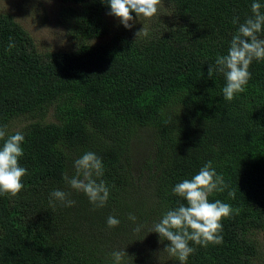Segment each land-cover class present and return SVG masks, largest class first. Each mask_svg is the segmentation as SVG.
Instances as JSON below:
<instances>
[{"label": "trees", "instance_id": "trees-1", "mask_svg": "<svg viewBox=\"0 0 264 264\" xmlns=\"http://www.w3.org/2000/svg\"><path fill=\"white\" fill-rule=\"evenodd\" d=\"M60 1L79 41L70 50H39L0 12V126L24 132L19 163L28 170L19 194L0 195V264H111L123 249L124 264H178L150 231L184 203L172 186L208 161L227 185L208 199L231 205L232 215L221 221L223 242L193 245L188 264H264L254 237L264 234V61L252 62L231 101L223 75L208 71L253 0H160L167 14L138 16L132 29L108 15L106 0ZM20 118L26 123L12 129ZM86 151L104 163L102 208L64 180ZM55 189L75 205L50 203ZM110 215L121 221L115 228L106 226Z\"/></svg>", "mask_w": 264, "mask_h": 264}, {"label": "clouds", "instance_id": "clouds-1", "mask_svg": "<svg viewBox=\"0 0 264 264\" xmlns=\"http://www.w3.org/2000/svg\"><path fill=\"white\" fill-rule=\"evenodd\" d=\"M106 3L108 15L117 18L125 29H132L138 16L151 18L157 14L160 0H106ZM262 6L264 0H253L251 16L243 23L239 22L238 17L233 18L232 23L238 27L231 37L227 53L218 55L214 66L208 69L209 73L214 70L223 75L225 83L221 91L227 101L245 91L252 76L249 71L252 62L264 61V38L260 35L264 33ZM143 35H148L146 29ZM0 141H3L0 143V195L16 196L24 187L22 178L28 171L19 163L24 155L25 134L16 131L9 135L5 126H0ZM73 167L75 175L64 176L67 184L73 190L82 192L95 208L104 207L110 197V189L100 179L104 174L102 158L93 151H86L73 161ZM225 187L227 185L223 177L216 172L211 161L202 165L190 179H182L172 186L171 193L184 203L164 212L150 232L158 234L160 241L169 242L165 249L178 264H188L189 257L196 251L193 245L207 247L223 242L221 221L232 215V208L220 200L209 201L208 197L214 191H223ZM54 202L64 207H72L76 203L69 198V193L60 189L50 193V203ZM128 219L136 221L135 215L131 213ZM120 222L118 217L110 215L106 219V226L115 228ZM141 229L142 226L137 225L135 231L140 232ZM126 255L124 249L113 251L110 254L111 264H124Z\"/></svg>", "mask_w": 264, "mask_h": 264}, {"label": "rangeland", "instance_id": "rangeland-1", "mask_svg": "<svg viewBox=\"0 0 264 264\" xmlns=\"http://www.w3.org/2000/svg\"><path fill=\"white\" fill-rule=\"evenodd\" d=\"M63 9L67 10V5L60 0H0V12L11 14L33 37L39 50H70L79 43L71 34L72 18L69 16V19H62ZM165 11L163 4L159 3L158 12L152 18L166 15ZM117 23L120 24L119 21ZM137 25L138 23L134 22V27ZM25 123L26 120L20 118L12 125V129H18ZM141 136L138 146H142V151L148 144L145 141L146 135ZM254 237L264 245L262 230L255 232Z\"/></svg>", "mask_w": 264, "mask_h": 264}]
</instances>
